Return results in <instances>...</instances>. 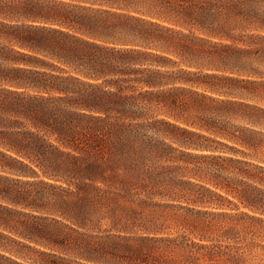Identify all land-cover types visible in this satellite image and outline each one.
Masks as SVG:
<instances>
[{"label":"trees","instance_id":"16d2710c","mask_svg":"<svg viewBox=\"0 0 264 264\" xmlns=\"http://www.w3.org/2000/svg\"><path fill=\"white\" fill-rule=\"evenodd\" d=\"M0 157L30 264H264V0H0Z\"/></svg>","mask_w":264,"mask_h":264},{"label":"rangeland","instance_id":"374dc122","mask_svg":"<svg viewBox=\"0 0 264 264\" xmlns=\"http://www.w3.org/2000/svg\"><path fill=\"white\" fill-rule=\"evenodd\" d=\"M2 1L4 3L13 4V0H2ZM19 171L22 173H28L29 172V170L27 168H24V167L16 164L14 161L12 163L11 161L0 157V177H6L7 178L6 181L0 180V187H2V185H5L7 187H13V193L15 191H18L19 189H21L22 187L15 182V180L19 177L17 174V172H19ZM181 173L183 175H185L183 180H187V181H191V182L194 181L193 179H190L191 174H190L189 170H184V171L182 170ZM186 189L191 191L192 188L186 187ZM0 203L4 204V205L6 204L5 202H2V201H0ZM16 209H19V208L13 206V210H16ZM16 216H17V214L13 213V225L16 221ZM0 231L8 233L7 230H5V229L3 230L2 228H0ZM13 238H15L14 235H13ZM3 244L5 245V249L4 250L0 249V264H15L14 261H16L18 263H22V264H30L28 260H24L20 257L15 256V254H14L15 251H19V250L22 251V253L28 255V257L36 258L34 253H29L27 251V249L21 248L19 245H17L16 243H14L10 240H4ZM1 255H3V256L1 257ZM9 259H11V261ZM81 262L84 264H95V263L86 262V261H81Z\"/></svg>","mask_w":264,"mask_h":264}]
</instances>
